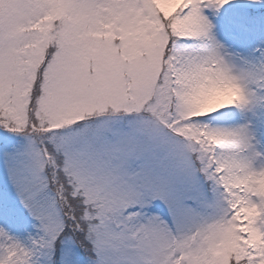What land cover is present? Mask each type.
Instances as JSON below:
<instances>
[{
	"label": "snow or ice",
	"instance_id": "6c2138e0",
	"mask_svg": "<svg viewBox=\"0 0 264 264\" xmlns=\"http://www.w3.org/2000/svg\"><path fill=\"white\" fill-rule=\"evenodd\" d=\"M0 264H264V0H0Z\"/></svg>",
	"mask_w": 264,
	"mask_h": 264
}]
</instances>
